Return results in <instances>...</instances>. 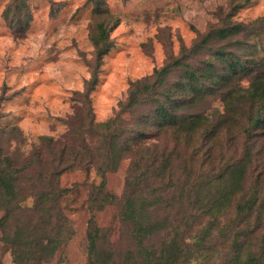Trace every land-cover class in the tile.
Wrapping results in <instances>:
<instances>
[{
  "label": "trees",
  "instance_id": "obj_1",
  "mask_svg": "<svg viewBox=\"0 0 264 264\" xmlns=\"http://www.w3.org/2000/svg\"><path fill=\"white\" fill-rule=\"evenodd\" d=\"M91 1L96 16L89 34L94 59L84 89L75 91L76 97H72L81 112L80 116L70 117L73 120H66L67 137L58 142L52 136H38L39 145H33L32 152L19 163L4 152L2 139L6 131L0 125V244L10 251L15 264L49 261L72 235L60 206L71 189L59 186V176L75 168L87 173L94 168L99 181L90 183L87 197L91 215L86 227V264H206L202 249L209 229L218 226L219 216L235 194L229 223L237 227L235 255L222 264H264V234L262 253L243 261L237 243L264 216V181L258 178L264 177V171L253 167L257 152L253 150L255 140L250 137L264 132V79L256 78L241 93L235 87L240 76L255 74L264 66V59L255 56L263 45L258 39L249 43L242 38L247 26L240 23L211 29L189 48L183 47L178 55L169 56L152 74L130 81L114 114L105 121H96L90 94L98 82L103 58L112 47L110 35L116 21L108 13L105 0ZM3 17L15 33L24 32L31 19L28 0H10ZM214 39L218 45L210 56L196 60ZM214 96L225 102L232 118H236V102L245 99L256 106L245 130L247 138L242 141L240 156L225 160L215 172L184 167L185 177H174V152L156 155L145 144L167 132L175 143H196L191 153L194 155L201 145L216 137L225 122L219 120L212 128L204 115L193 111L199 102ZM54 145L59 148L54 150ZM130 153L139 154L118 197L106 189V174L116 171ZM49 155L53 159L48 160ZM248 174L255 178L245 186L243 180ZM151 181L158 182L157 186L150 185ZM108 205L119 206V221L130 231L133 247L123 253L114 251L108 229L96 220L95 213ZM163 205L170 207V214L160 218L157 211ZM196 210L213 219L200 237L189 243L186 238L191 220L198 217L193 212ZM253 214L255 222L248 224L246 220ZM159 233H164V237L154 245L151 239Z\"/></svg>",
  "mask_w": 264,
  "mask_h": 264
},
{
  "label": "rangeland",
  "instance_id": "obj_2",
  "mask_svg": "<svg viewBox=\"0 0 264 264\" xmlns=\"http://www.w3.org/2000/svg\"><path fill=\"white\" fill-rule=\"evenodd\" d=\"M9 1L0 0V125L6 131L2 139L4 152L22 163L33 145H39L38 136H52L60 142L67 137L66 120L80 116V105L72 97H76L75 91L84 89L90 77L94 48L89 34L96 16L91 0H28L29 25L24 32L15 33L3 17ZM105 5L116 24L110 35L112 47L103 58L98 82L90 94L96 121H105L114 114L118 102L127 94L130 81L152 74L169 56L178 55L183 47L189 48L211 29L229 23L247 26L241 37L249 43L258 39L263 46L255 56L264 59V0H105ZM217 45L214 39L196 60L209 57ZM260 77L264 79V66L255 74L240 76L235 87L241 93ZM236 103V118L231 117V111L219 96L206 98L194 108L193 111L208 119L212 128L219 120L225 121L216 137L201 145L194 155L191 153L196 143L188 146L175 143L167 132H161L145 145L156 155L174 152V177L183 179L184 167L215 172L225 160L240 156L249 118L256 113V106L248 100ZM250 137L255 140L253 150L257 152L253 167L256 165L257 170L264 171V132ZM57 148L54 145V150ZM46 151L45 148L44 157ZM138 154H128L116 171L106 174L107 190L121 197ZM52 157L49 155L47 159ZM254 178L248 174L243 185L248 186ZM258 178L264 181V177ZM98 181L94 168L88 173L75 168L59 176V186L71 189L60 206L69 220L72 235L49 261L41 264H86V227L91 215L87 197L90 183ZM149 184L157 186L158 182ZM236 198L237 194L219 216L218 226L209 229L202 249L206 264H222L235 255L233 242L237 227L229 223ZM118 209L117 205H108L95 214L98 224L108 229L111 247L123 253L133 243L129 228L119 221ZM193 212L198 217L191 220L186 238L189 243H194L213 219L198 210ZM157 213L160 218L167 216L170 207L160 206ZM246 222L253 224L254 214ZM263 234L264 216L256 228L238 239L242 261L262 253ZM163 237L164 233H159L151 243L158 245ZM0 264H15L10 251L1 244Z\"/></svg>",
  "mask_w": 264,
  "mask_h": 264
}]
</instances>
